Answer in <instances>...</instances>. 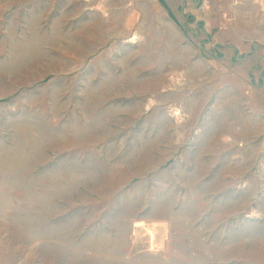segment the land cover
Instances as JSON below:
<instances>
[{"label": "rangeland", "instance_id": "374dc122", "mask_svg": "<svg viewBox=\"0 0 264 264\" xmlns=\"http://www.w3.org/2000/svg\"><path fill=\"white\" fill-rule=\"evenodd\" d=\"M0 264H264V0H0Z\"/></svg>", "mask_w": 264, "mask_h": 264}, {"label": "bare ground", "instance_id": "6f19581e", "mask_svg": "<svg viewBox=\"0 0 264 264\" xmlns=\"http://www.w3.org/2000/svg\"><path fill=\"white\" fill-rule=\"evenodd\" d=\"M154 224V223H153ZM145 226V225H144ZM146 227H148V226H146ZM165 230V229H164ZM149 232V231H148ZM165 232V231H164ZM150 236H152L151 237V240H153L154 238V230L152 229V231H150V235H149V238H150ZM160 244H161V241H160Z\"/></svg>", "mask_w": 264, "mask_h": 264}, {"label": "built area", "instance_id": "2783aa9c", "mask_svg": "<svg viewBox=\"0 0 264 264\" xmlns=\"http://www.w3.org/2000/svg\"><path fill=\"white\" fill-rule=\"evenodd\" d=\"M137 226V225H136ZM137 227H139V226H137Z\"/></svg>", "mask_w": 264, "mask_h": 264}]
</instances>
